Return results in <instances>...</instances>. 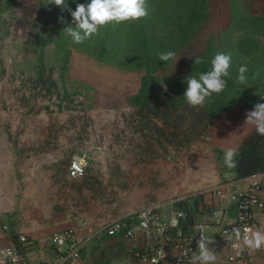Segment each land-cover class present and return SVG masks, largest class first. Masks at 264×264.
Listing matches in <instances>:
<instances>
[{"label":"rangeland","instance_id":"rangeland-1","mask_svg":"<svg viewBox=\"0 0 264 264\" xmlns=\"http://www.w3.org/2000/svg\"><path fill=\"white\" fill-rule=\"evenodd\" d=\"M88 2L66 0L71 10ZM47 3L0 0V131L23 135L30 168L51 167L59 180L88 144L106 202L125 212L205 189L195 187L208 180L197 169L225 164L227 116L264 103V0H147L146 17L80 44L64 30L75 27L70 11ZM167 51L176 58L161 61ZM218 53L231 55L227 87L194 108L186 79L209 71ZM215 138L222 148L209 151Z\"/></svg>","mask_w":264,"mask_h":264},{"label":"crops","instance_id":"crops-1","mask_svg":"<svg viewBox=\"0 0 264 264\" xmlns=\"http://www.w3.org/2000/svg\"><path fill=\"white\" fill-rule=\"evenodd\" d=\"M239 108L243 112L227 116L230 132L226 130V126L221 129L228 133V138L223 137L229 142L228 149H234L236 156L242 142L255 129L253 125L245 124L246 114L254 108L244 104H240ZM212 133L215 134L211 131L210 135ZM22 139L23 135L18 137L16 134L0 131V245L17 242L19 235L25 233L28 242L24 245V250L29 264H50L68 246H57L52 242V236L73 227L77 237L84 241L82 258L74 264H143L127 252L126 243L120 236L95 235L103 225L128 213L124 211L125 205L115 208L106 202L101 168L95 166L92 169L94 163H90L86 174L72 178L68 173V165L66 171L58 177L59 180H56L51 167L47 168L46 173L42 165L30 168L32 158L23 155L20 144ZM213 140L215 143L208 139L207 149H212L211 144L221 149L220 142L216 138ZM25 158H29L27 162ZM94 161L96 162L95 159L92 160ZM222 166L220 170H216L217 173L212 165L197 169L205 173L208 180L194 181L195 187H206L205 189L183 198L154 202L160 203L164 215L169 216L171 201L179 199L175 205L178 203L191 210L192 220L208 222V232H215L220 228V223L214 210H222L225 219L230 221L235 218L236 208L230 201L220 200L212 194L211 188L220 185L229 191L232 186L244 188L247 184L246 176L236 177V164L234 168H227L225 164ZM107 169L109 173L118 174L111 166ZM201 184L204 186H200ZM260 196L264 198V176ZM256 215L264 225V210H257ZM217 264H222L221 258L217 260ZM251 264H264V248L253 252Z\"/></svg>","mask_w":264,"mask_h":264},{"label":"built area","instance_id":"built-area-1","mask_svg":"<svg viewBox=\"0 0 264 264\" xmlns=\"http://www.w3.org/2000/svg\"><path fill=\"white\" fill-rule=\"evenodd\" d=\"M95 155L88 144L80 146L70 160L69 176L78 178L86 174ZM263 176L264 171L246 176L244 188L232 186L229 191L220 185L211 188L212 194L220 200L230 201L236 208L235 218L230 221L225 219L222 210H214L220 228L213 233L207 230L208 222L192 220L191 210L178 203L175 205L179 200L175 199L170 203L169 216L164 215L160 203L151 201L106 223L95 235L120 236L126 243L127 252L143 264H190L193 255L199 253L197 241L204 234L206 238L213 239L209 247L217 260L222 259V264H251L254 251L246 247L241 250L233 230L239 229L243 233L245 228H249L264 232V225L256 215L257 210H264V198L260 196ZM51 239L57 246H68L50 264H74L82 258L84 241L77 237L75 228L58 232ZM27 242V234L21 233L17 242L0 245V264H29L24 250Z\"/></svg>","mask_w":264,"mask_h":264},{"label":"clouds","instance_id":"clouds-1","mask_svg":"<svg viewBox=\"0 0 264 264\" xmlns=\"http://www.w3.org/2000/svg\"><path fill=\"white\" fill-rule=\"evenodd\" d=\"M60 6L62 10H68L72 16V25L64 30L72 38L74 43H83L94 34H98L101 27L112 23L138 21L148 15L147 0H90L88 3H78L75 10H71L66 0H49V3ZM63 22L65 18L61 17ZM176 54L167 51L159 54V59L164 62L174 60ZM211 69L201 73L199 78L189 76L186 79L187 89L184 93L187 103L192 107H203L206 100L213 94H219L227 87L225 77L229 76L231 67V55L218 53L211 61ZM247 66L239 68L238 80L246 82ZM245 124L255 127L258 134L264 136V103H257L254 109L246 114ZM235 150L229 148L224 154V163L227 168L235 167ZM202 233V232H201ZM203 234V233H202ZM236 241L240 242L241 250L246 247L253 251L264 248V232L253 231L245 228L243 233L239 229L233 230ZM213 239L206 238L203 234L197 241L198 255H193L190 264H216L217 256L209 245Z\"/></svg>","mask_w":264,"mask_h":264},{"label":"trees","instance_id":"trees-1","mask_svg":"<svg viewBox=\"0 0 264 264\" xmlns=\"http://www.w3.org/2000/svg\"><path fill=\"white\" fill-rule=\"evenodd\" d=\"M188 28L190 33L196 29ZM142 43L144 44L145 42ZM235 164L237 167L236 177L238 178L264 171V136L258 134L254 129L239 147Z\"/></svg>","mask_w":264,"mask_h":264}]
</instances>
